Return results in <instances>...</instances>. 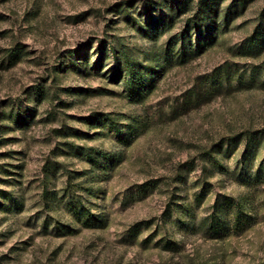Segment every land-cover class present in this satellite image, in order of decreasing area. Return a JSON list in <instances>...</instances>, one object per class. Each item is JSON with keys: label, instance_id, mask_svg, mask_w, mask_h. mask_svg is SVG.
Wrapping results in <instances>:
<instances>
[{"label": "rangeland", "instance_id": "1", "mask_svg": "<svg viewBox=\"0 0 264 264\" xmlns=\"http://www.w3.org/2000/svg\"><path fill=\"white\" fill-rule=\"evenodd\" d=\"M0 264H264V0H0Z\"/></svg>", "mask_w": 264, "mask_h": 264}, {"label": "trees", "instance_id": "2", "mask_svg": "<svg viewBox=\"0 0 264 264\" xmlns=\"http://www.w3.org/2000/svg\"><path fill=\"white\" fill-rule=\"evenodd\" d=\"M113 53L117 58L119 64V71L124 75V85L128 93L135 94L138 92L144 91L147 87H149L150 80H152V72H154L153 68L148 65L137 64L133 55L124 48L123 46H119V50L113 47ZM177 55L182 58L187 57V48L186 46H182L178 51ZM120 59V60H119ZM155 73V72H154ZM248 138L247 148L250 146V139L253 136L252 131H246L243 133ZM90 160L94 161V158L90 156ZM223 204H227V200L222 202ZM218 204H221L218 201Z\"/></svg>", "mask_w": 264, "mask_h": 264}]
</instances>
